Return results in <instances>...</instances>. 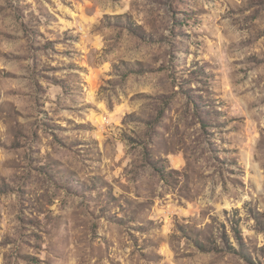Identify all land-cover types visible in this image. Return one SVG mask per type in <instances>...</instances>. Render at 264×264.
Segmentation results:
<instances>
[{
	"label": "rangeland",
	"instance_id": "1",
	"mask_svg": "<svg viewBox=\"0 0 264 264\" xmlns=\"http://www.w3.org/2000/svg\"><path fill=\"white\" fill-rule=\"evenodd\" d=\"M0 264H264V0H0Z\"/></svg>",
	"mask_w": 264,
	"mask_h": 264
}]
</instances>
